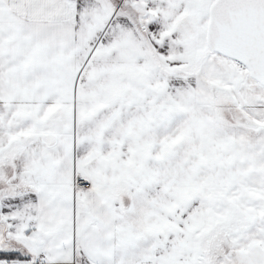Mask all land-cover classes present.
Here are the masks:
<instances>
[{
  "label": "snow or ice",
  "instance_id": "snow-or-ice-1",
  "mask_svg": "<svg viewBox=\"0 0 264 264\" xmlns=\"http://www.w3.org/2000/svg\"><path fill=\"white\" fill-rule=\"evenodd\" d=\"M0 264H264V0H0Z\"/></svg>",
  "mask_w": 264,
  "mask_h": 264
}]
</instances>
